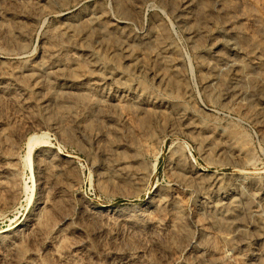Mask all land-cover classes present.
<instances>
[{
  "label": "rangeland",
  "instance_id": "1",
  "mask_svg": "<svg viewBox=\"0 0 264 264\" xmlns=\"http://www.w3.org/2000/svg\"><path fill=\"white\" fill-rule=\"evenodd\" d=\"M0 264H264V0H0Z\"/></svg>",
  "mask_w": 264,
  "mask_h": 264
},
{
  "label": "bare ground",
  "instance_id": "2",
  "mask_svg": "<svg viewBox=\"0 0 264 264\" xmlns=\"http://www.w3.org/2000/svg\"><path fill=\"white\" fill-rule=\"evenodd\" d=\"M35 145H36L35 138L30 137L26 143V147H27L26 163L28 165L27 167H29V169H31V170H32V151H33L34 147H36ZM196 175H197V172H196Z\"/></svg>",
  "mask_w": 264,
  "mask_h": 264
}]
</instances>
